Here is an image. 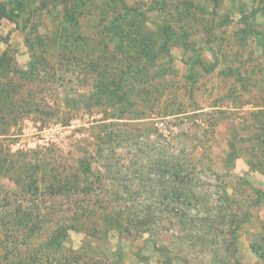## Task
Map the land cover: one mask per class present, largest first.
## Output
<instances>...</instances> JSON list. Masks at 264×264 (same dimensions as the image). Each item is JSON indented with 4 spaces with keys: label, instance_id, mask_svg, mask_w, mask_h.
Returning a JSON list of instances; mask_svg holds the SVG:
<instances>
[{
    "label": "rangeland",
    "instance_id": "1",
    "mask_svg": "<svg viewBox=\"0 0 264 264\" xmlns=\"http://www.w3.org/2000/svg\"><path fill=\"white\" fill-rule=\"evenodd\" d=\"M124 1L144 19L127 31L171 52L139 68L132 107L97 88L144 62L114 34L125 8L96 0L71 26L44 0L0 32L20 90L0 126V264H264V0ZM103 55L111 70L89 66ZM161 160L191 179L178 204Z\"/></svg>",
    "mask_w": 264,
    "mask_h": 264
},
{
    "label": "trees",
    "instance_id": "2",
    "mask_svg": "<svg viewBox=\"0 0 264 264\" xmlns=\"http://www.w3.org/2000/svg\"><path fill=\"white\" fill-rule=\"evenodd\" d=\"M11 2H4V3H0V18H7L10 21L15 22V20H19V18H21L22 16H29L31 17L33 14L36 13L37 9H39L37 3L38 2H42L44 3V0H10ZM59 2L61 4H65V9H64V14H65V22L68 24H72L76 22V16H80V14H82L81 8L84 10V14H86V12L89 11V7L90 6H94L95 4H97L96 0H59ZM102 4L104 5L105 9L103 11H108V8H112L114 7V9L118 10L117 7L120 6L123 9L125 8V11H122L119 13V15L115 16L114 19H111L113 23L116 24H123L126 23L128 25V27H124L125 29H122V27H115V35L120 34V33H125L127 35H137V37L135 36L133 41H129V44H126L125 49L127 53H131L134 55H137V57H139L140 61L144 60V62H142L143 64H139L136 65L133 68H128L127 71H125V74H122L121 77L115 79V78H110L107 77L109 76L108 73L109 72H100L99 76H98V80H97V88L98 91L101 96H105L108 93H110L109 95L112 96V99L114 100H118L119 102H126L128 104V106L132 107V104L134 105L133 101H130L131 96L134 94H136V88L135 85L138 84V82L141 81L142 78V73H141V77L140 76V71L139 68H141V70L143 69V66L147 65V64H155L156 60H159L161 58V56H163V54H166L167 58H170V49H169V42H164L162 44H160V46L157 48L156 45L157 43H154V33L151 31H148L146 34L140 35V31H138V29L136 28V30L134 32H130L127 31V28L132 27V26H136L139 25L144 21L143 19V15L141 13H136L135 16H130L129 17V13L131 12L132 8H134V6L132 5H128L124 0H105V2L103 0H101ZM9 4H11L9 6ZM99 6V4L96 5V7ZM12 7V8H11ZM38 7V8H37ZM111 16V14H110ZM99 17L101 18V20L103 22H105L108 17H106V13H102L101 15H99ZM117 21V22H114ZM65 22H63L61 24L60 30L57 32L58 37L60 36V31L63 30V27H65ZM73 26V24L71 25ZM169 28V27H167ZM108 29L110 28H106V26L103 27V30H107L106 31V37H110L111 40L113 41L114 36H109V31ZM102 30V32H103ZM166 31H168V29L163 30L164 32V36L166 34ZM64 33V32H63ZM165 36V37H166ZM57 37V36H56ZM116 37V36H115ZM150 38L153 39V41H150ZM124 40V37H122V39L120 38V41H118L119 46H121L122 42ZM164 40V39H162ZM1 41V40H0ZM165 41V40H164ZM134 42V43H132ZM26 43L27 45H29L31 47V41L29 38L26 39ZM58 44V43H57ZM133 44V45H131ZM154 46V47H153ZM168 46V47H167ZM134 49V50H133ZM32 50V48H31ZM136 50V51H135ZM130 55V54H129ZM132 56V55H130ZM105 56H101V57H97L95 60L96 62L91 63L89 66L91 67L93 65V67H95V63L96 66L98 65V69L102 70L104 68L103 71H108L111 70V68L109 67V65L104 64L103 61H110L109 59L104 58ZM135 57H133V61H135ZM108 58V57H107ZM110 59H115V57H109ZM129 59V57H128ZM130 60V59H129ZM94 61V60H93ZM133 61H129L131 63H133ZM12 63V59L10 56L9 52L4 51L1 55H0V126L1 124H3L5 122V117L7 116V114H9V112H12L13 110V105L14 102L20 99L19 94H20V90L18 91L19 88L15 87L14 85H12V83L10 82H3L2 81V76L4 75V73H18L17 71L13 70L11 71L8 66L7 63ZM198 62V61H197ZM200 62V61H199ZM130 63V64H131ZM132 65V64H131ZM144 66V67H145ZM110 68V69H109ZM139 73V74H138ZM23 74H28L26 72H23ZM30 74V73H29ZM28 74V75H29ZM138 74V76L134 77V75ZM110 78V79H108ZM133 80V81H131ZM126 83L129 84V88H132V91H126L125 89H123V87L126 85ZM16 97V98H15ZM0 135H4L2 133H0ZM181 164L180 162L177 163H173L171 161H167V160H161V162L157 165L159 168H162L164 171H161V175L163 177L162 182H170L173 183V186L170 188V190L168 189L167 193H166V200L171 201V204H178L180 202L181 196H183V191L188 187V183L191 181L190 178H187L189 175L185 174L184 171H181L177 168V166ZM2 163L0 160V172H2ZM1 177V176H0ZM168 178V179H167ZM169 180V181H168ZM58 184H62V185H55V186H47L46 190L49 194H53V195H75L76 193H87L88 194V188L90 186H86L84 188H80L79 189V184L75 185H67V184H72L71 182L65 184V183H58ZM63 184H65V186H63ZM74 186V188H73ZM76 186V188H75ZM90 190V189H89ZM167 190V189H166ZM168 198V199H167ZM169 204V205H171ZM9 207H13L12 205ZM81 208V207H79ZM15 212H22V208H20L19 206L14 207ZM80 209H78L79 211ZM23 219H21L20 221L21 224L23 225L24 223H27V219L29 216L25 213V215L22 216ZM239 226V225H238ZM236 232V230H234V233ZM254 252L256 254H259L258 249H255ZM260 257L262 259H264V252H261ZM24 260L18 259V262H16L17 264H24L23 262Z\"/></svg>",
    "mask_w": 264,
    "mask_h": 264
},
{
    "label": "crops",
    "instance_id": "3",
    "mask_svg": "<svg viewBox=\"0 0 264 264\" xmlns=\"http://www.w3.org/2000/svg\"><path fill=\"white\" fill-rule=\"evenodd\" d=\"M5 1H6V2H9V0H5ZM5 1H4V2H5ZM9 21H10V20L7 19V18H0V32H2V29L5 28L6 24L9 23ZM6 42H8V38L1 39L0 44H1V43L4 44V43H6ZM4 51H5V50H4ZM4 51H3V52H4ZM1 54H2V53H1ZM1 54H0V55H1Z\"/></svg>",
    "mask_w": 264,
    "mask_h": 264
}]
</instances>
